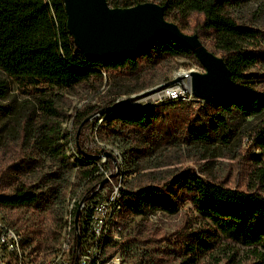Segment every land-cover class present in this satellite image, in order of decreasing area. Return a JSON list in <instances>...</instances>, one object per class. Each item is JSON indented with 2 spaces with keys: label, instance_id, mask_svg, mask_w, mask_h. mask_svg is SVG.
Here are the masks:
<instances>
[{
  "label": "rangeland",
  "instance_id": "obj_1",
  "mask_svg": "<svg viewBox=\"0 0 264 264\" xmlns=\"http://www.w3.org/2000/svg\"><path fill=\"white\" fill-rule=\"evenodd\" d=\"M213 1L221 2L217 5L221 15L255 30L260 39L264 35V0ZM135 2L160 6L166 3L165 20L176 24L188 35H192L195 29L201 30L199 39L203 45L210 52L221 55V44L211 29L202 28L205 16L192 0H106L110 8L115 3L132 7ZM241 46L244 50L255 51L258 59L246 69L245 79L234 84V88L246 83V86L264 92V41H245ZM137 62L138 69L132 67L133 64L123 69L99 67V72L88 81L68 90L42 81L14 79L0 72V195H11L16 189H25L37 181L40 172L54 170L68 178L64 199L65 212L68 213L71 205H76L96 182L106 179H100L104 175L112 183L116 179L117 184L120 182L119 187L128 192L141 189L155 192L159 187L174 184L180 175L195 174L226 188L264 195V151L255 142L264 125V113L248 117L232 114L228 118L229 129H226L229 131L224 130L220 134L210 127L213 117L221 114L220 106L206 107L204 102L194 97L173 103L157 100L142 106L131 103L129 111L158 106L151 111L153 123L149 127L123 126L113 122L110 116L118 111L106 116L99 112L85 115L112 99L115 103L173 81L190 71L204 72L191 54L156 62L145 54ZM183 82L190 85L187 79L180 83ZM138 85L144 88L130 95L118 96L119 91ZM41 100L52 102L51 113L42 111ZM222 100L225 98L219 99ZM42 112L46 118H41ZM190 125H206L212 139L207 142L193 139L188 133ZM49 138L53 142L54 139L59 140L65 160L48 157L43 152V141ZM79 142L87 152L85 156L76 152ZM18 164L30 165L20 171ZM65 164H99L100 172L95 174L97 179L86 191L89 179L79 184L77 166L72 165V171H69ZM77 184L79 186L75 187ZM155 194L158 198L154 197V200L161 198L162 201L142 208L140 214L124 208L121 241L111 246L107 255L120 252L127 262L133 264H149L148 261L150 264H177L180 256L179 248L175 246L178 233L194 232L212 238L211 249L197 264H264L251 249L231 239L228 230L199 215L190 200L185 199L186 195L182 196L180 192L176 195ZM181 199L185 201L181 203ZM126 200L128 202L129 199ZM0 219L21 232L22 236L35 224L41 228L49 225L45 212L39 215L28 208L0 207ZM257 250L264 253L262 247H257ZM46 256L48 254L39 252L38 256H33V264H42Z\"/></svg>",
  "mask_w": 264,
  "mask_h": 264
},
{
  "label": "trees",
  "instance_id": "obj_2",
  "mask_svg": "<svg viewBox=\"0 0 264 264\" xmlns=\"http://www.w3.org/2000/svg\"><path fill=\"white\" fill-rule=\"evenodd\" d=\"M192 3L205 16L202 28L211 29L221 44L220 57L229 69L233 82V87L221 97L225 100L219 101V98L204 104L206 107L220 106L221 114L214 116L210 123V127L216 129V134H220V132L229 129L227 127L228 118L230 119L232 114L248 117L264 113V92L246 86V83L242 87L234 88V84L245 79L246 69L252 67L258 59V54L255 51L244 50L241 44L245 41H264V35L260 39L255 30L242 27L232 19L221 15L220 8L217 7L221 3L220 1L192 0ZM137 4L139 3L135 2L133 5ZM162 7L165 10L166 3H163ZM111 8H128V5L115 3ZM200 32L201 30L195 29L193 34L199 37ZM145 54L155 62L160 59L194 55L178 42L161 38L133 57L107 62L89 61L76 49L67 30L63 0H0V72L8 77L42 81L59 89L68 90L88 81L93 74L99 72V67L123 69L128 64H133L132 67L138 69L137 59ZM143 88L144 86L138 85L132 89L121 90L118 92V96L130 95ZM114 101L115 99L105 102L103 107H94L85 115L99 112L111 106ZM40 105L42 111L51 113L52 102L50 100H41ZM156 107L158 106L135 111H129L128 108L121 111L117 109L115 111L118 112L110 116V119L123 126L149 127L153 123L151 111ZM42 117L46 118L43 112ZM83 118H80V122ZM228 131L226 130V132ZM188 133L199 142H207L212 139L206 131V125L199 127L190 125ZM45 140L42 148L43 152L49 155L48 157L66 159L58 144L59 140L54 139L55 142L52 138ZM255 142L257 147L263 151L264 125L256 135ZM76 152L80 156H85L84 153H87L83 150L80 142L79 146H76ZM86 157L88 158V156ZM29 165L18 164L17 168L22 171L23 167L27 166L26 169H28ZM72 165L77 166L76 169L79 171L77 174L79 184L85 179H89L86 191L89 190L91 183L97 179L95 174L100 172L97 164H65L69 171H72ZM177 179L171 186L159 187L155 189V192L175 195L180 192L182 196L186 195L185 199L190 200L199 215L208 219L212 224L228 230L231 239L241 246L251 249L253 253L257 254L259 260L264 262V253L257 250V247L264 249V195L226 188L195 174H183ZM67 183L66 175L60 174L57 170L40 172L34 184H30L25 189H16L11 195H0V207L28 208L35 210L39 215L45 212L49 218V225L41 228L40 225L35 224L22 236L20 245L22 252H25L26 247L30 248V253L44 252L48 254L46 256L48 258L57 251L67 224L65 218L68 212H65L64 206ZM113 183L117 186L120 184V182L117 184L116 179L113 180ZM119 190L122 205L120 222H122V216L126 210L140 214L142 208L148 205H157L162 201L161 198L154 200L157 194L150 189L128 192L120 187ZM89 193L90 191L85 193L79 202L86 201ZM126 198L129 199L128 202ZM185 199H181L180 202L182 203ZM78 204L77 202L74 206L72 217H75ZM178 234V243L175 246H178L180 256L177 264H197L202 255L212 247V238L204 237L202 233L181 232ZM107 246L105 253H107ZM148 262L150 264V261Z\"/></svg>",
  "mask_w": 264,
  "mask_h": 264
},
{
  "label": "water",
  "instance_id": "obj_3",
  "mask_svg": "<svg viewBox=\"0 0 264 264\" xmlns=\"http://www.w3.org/2000/svg\"><path fill=\"white\" fill-rule=\"evenodd\" d=\"M67 30L73 44L87 60L107 62L133 57L154 41L168 38L188 48L204 72L190 71L153 89L116 101L99 111L101 115L128 108L137 100L187 79L191 95L198 101L212 102L233 87L224 60L207 50L196 34L183 33L164 17V8L154 3H139L128 8H110L106 0H63ZM110 157L109 154H106ZM106 183L104 179L100 188ZM79 208L75 212L77 224Z\"/></svg>",
  "mask_w": 264,
  "mask_h": 264
},
{
  "label": "built area",
  "instance_id": "obj_4",
  "mask_svg": "<svg viewBox=\"0 0 264 264\" xmlns=\"http://www.w3.org/2000/svg\"><path fill=\"white\" fill-rule=\"evenodd\" d=\"M101 73L106 75L104 71ZM174 95H187L188 100L193 97L191 92H185V82L162 89L149 97ZM97 167H100L99 164ZM104 176L100 179L106 178L107 182L101 188V182H96L82 206L76 241H71L69 248L65 250L63 256H60L59 263L52 264H90V261H97V264H133L127 262L120 252L111 255L103 253L102 259L93 257V248L97 247V237L101 236L97 234V226L102 223L107 205H114L118 200V194L121 193L118 186L112 183L108 176ZM114 228H117V236L111 244H108L107 250L121 241L122 225L116 223ZM15 243H21V232L0 222V264H33V256H38V253H30V248L26 247L25 252L15 253Z\"/></svg>",
  "mask_w": 264,
  "mask_h": 264
},
{
  "label": "bare ground",
  "instance_id": "obj_5",
  "mask_svg": "<svg viewBox=\"0 0 264 264\" xmlns=\"http://www.w3.org/2000/svg\"><path fill=\"white\" fill-rule=\"evenodd\" d=\"M185 92H191L190 85H185ZM155 98V99H154ZM164 101V102H177V101H185L188 100L187 95H174V96H163L156 98L155 96L147 97L145 99L135 101L138 106H142L148 104L152 101ZM134 102V103H135ZM131 105V104H130ZM133 105V103H132ZM120 185V184H119ZM118 185V190H119ZM84 200H82L78 205L79 214L77 219V224L75 225V217H72L73 209L75 208L74 204L71 205L69 208V213L65 218V222H67L62 241L57 249V251L47 258L42 264H52V263H59L60 256H63L65 250L69 248L71 241H76V234L79 231V220L82 206H84ZM122 212V205H121V196L118 194V200L114 205H107L105 214H103V220L100 226H97V234L101 235L97 237V247L93 248V257L95 259H102L103 253L106 252V245L111 244L114 241V237L117 236V225H122L119 218ZM0 222L2 220L0 219ZM21 242H22V235H21ZM21 243H15V253H22L21 250ZM90 264H97V261H90Z\"/></svg>",
  "mask_w": 264,
  "mask_h": 264
}]
</instances>
